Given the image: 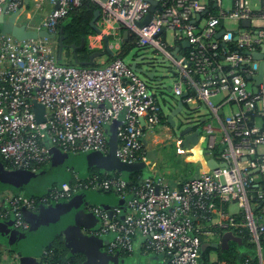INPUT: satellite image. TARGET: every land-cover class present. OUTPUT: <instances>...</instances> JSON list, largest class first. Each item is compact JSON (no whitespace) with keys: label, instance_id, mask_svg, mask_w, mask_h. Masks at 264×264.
I'll return each mask as SVG.
<instances>
[{"label":"built area","instance_id":"1","mask_svg":"<svg viewBox=\"0 0 264 264\" xmlns=\"http://www.w3.org/2000/svg\"><path fill=\"white\" fill-rule=\"evenodd\" d=\"M43 1L53 9L29 29L55 34L58 21L81 0H37L35 8H41ZM90 1L99 8L100 34L88 37V49L99 50L107 37L114 55L126 30L139 49H150L168 62L174 79L170 92L177 99L184 96L183 107L194 104L208 110L216 125L201 124L198 118L194 125H203L205 152L219 146L213 160L225 166L208 169L176 188L162 176L131 185L112 172L108 177L74 174L72 181L47 186L38 199L23 191L0 189V222L11 219L13 231L25 235L30 223L24 215L38 214L39 205L51 208L81 193L105 192L117 202L84 203L83 209L95 217L89 234L102 242L107 258L200 264L201 246L219 243L221 235L230 232L241 241L246 235L263 264L259 242L264 235V191L254 194L251 188L257 173L264 178V72L256 85L259 63L226 46L235 42L237 48L252 52L264 42V0H258L257 10L250 7V0H229V5L226 0H151L152 13L146 0ZM208 1L216 15L206 16ZM3 5L6 12L15 13L23 0H0V11ZM149 14L150 20L142 24ZM243 21L249 26L243 27ZM253 21H260L261 28L250 27ZM184 42L188 47H182ZM219 56L221 63L216 62ZM35 103L43 108L41 122ZM161 111L153 91L121 59L103 66H65L57 63L48 40L20 42L0 33L1 170L35 175L52 161L54 152L103 157L112 152L122 164L147 163L148 135L160 126L168 130L169 125L160 122ZM177 153H186L179 143ZM230 204L237 205L235 213L228 212ZM3 246L0 264H11L7 262L15 260L12 253L21 257ZM218 250L207 252L206 264H229L219 260ZM213 251L216 255L211 259Z\"/></svg>","mask_w":264,"mask_h":264},{"label":"water","instance_id":"2","mask_svg":"<svg viewBox=\"0 0 264 264\" xmlns=\"http://www.w3.org/2000/svg\"><path fill=\"white\" fill-rule=\"evenodd\" d=\"M149 2L152 7L150 9V13L153 12L154 9V2L151 0H146ZM23 3L26 5L28 3V0H23ZM55 9H57V5L55 6ZM7 7L4 6V8L1 11L0 16V33L5 35H10L17 41H26V40H37V39H44L48 41H54L55 39H58L56 34H50L45 30H39L34 31L31 29H28L24 25H17L16 24V18L19 16L20 11L15 12L11 15L10 19L7 22L3 21V15L6 13ZM99 10L95 11L92 21L90 22V26L94 30L96 34H100V30L96 26V22L99 19ZM199 17L196 18L198 20ZM150 20V14L147 15L145 20L142 24L147 23ZM243 27L249 26V21H243L242 22ZM122 40H126L128 37V32L126 30H123L121 33ZM63 37L59 38L57 49H56V58L57 61L60 62L65 57V51H64V45L62 43ZM103 50L102 52H94L90 55L88 61L86 62H79L76 60L75 57V64L77 66H94V61L96 58L101 57L102 55L106 54L109 56H112L113 53L108 49V38H103ZM85 40H81V45L79 47H76L74 45H71L70 48L75 54V51L77 49H82L85 47ZM182 47H188V44L186 42L182 43ZM261 52H250L246 51L245 54H248L252 56V58L259 63L258 68V74L254 78L255 84L259 85L262 81V76L264 72V59H263V53H264V47L261 46ZM143 57L137 58L134 62H132L129 67L136 73L145 75L146 79L149 81H157L159 82V78L154 77L155 69H151L150 71H143L137 66V63L142 60ZM157 64H162L165 61L163 60H157ZM256 89H254L255 91ZM168 92H170V88L167 89ZM181 98L177 99L176 107L172 109L169 113V115L166 117V121L169 124L171 129L175 128V121L174 117L177 116L180 111L183 108ZM34 112L36 115V118L38 121H43L41 118V115L43 113V108L38 105L34 104ZM140 122L143 124V120H140ZM187 127L181 129L178 133V137L183 140L182 145L187 147L188 145L197 146L199 144V137L200 133L199 130L193 129L192 125L189 123L186 125ZM114 141V140H113ZM112 141V142H113ZM202 154V151L200 152ZM54 156H57L56 152L53 153ZM149 159H151V155L148 156ZM87 167L89 166H95L98 168H101L102 170L106 171L107 173H112L114 170H118L120 172H123V174H126L125 171H128L132 168H141V166H137L135 164L133 165H127L122 164L119 161H117L112 152H110L107 156L103 157L99 153H90L85 156ZM207 166L210 170L217 169L219 166L224 167V164L218 165L214 160L209 159L207 161ZM22 172H8L0 169V181L10 180L16 177L17 175H21ZM257 173V170L252 171L250 174ZM158 178V176L156 177ZM16 190L18 187H15ZM14 188V189H15ZM264 203V200H263ZM69 208V207H68ZM50 211H55V208ZM67 212L71 215L70 216V222L58 233V235L63 236L64 238V244L69 249L70 254H82L85 257L84 264H103L104 263V255L100 251L102 242L91 236L89 234V231L92 230L95 226V217L89 213L84 212V210H80L77 207H73L72 209H67ZM44 213L48 214L47 211H44ZM44 213L39 212L38 214H25V218L30 223V230L25 235H20L13 231L12 226L13 222L10 219L6 223L0 222V241L4 242L9 248H11L14 252L19 253L24 259L27 261L35 260L36 257L33 256L31 253H29V250L26 247L25 243H22L23 240H27L28 238L34 239L35 236V229H33V225L36 222L37 218L41 215H44ZM54 213V212H53ZM53 213L49 214L48 216L53 217ZM35 241V240H34ZM33 241V242H34ZM228 242H235L238 246H241L242 241L241 239L234 237L232 233H225L222 235L220 242L214 243V244H203L201 246V252L203 253L206 248L210 247L214 250L220 249L221 252H224L228 249ZM46 245V244H45ZM44 245V246H45ZM41 249V247H40ZM39 249V250H40ZM106 263V260H105ZM29 264V263H28Z\"/></svg>","mask_w":264,"mask_h":264},{"label":"trees","instance_id":"3","mask_svg":"<svg viewBox=\"0 0 264 264\" xmlns=\"http://www.w3.org/2000/svg\"><path fill=\"white\" fill-rule=\"evenodd\" d=\"M206 7H207L206 16L217 14V10L211 2L208 1ZM98 9H99L98 6L95 5L94 3H92L90 0H81L77 6H71L70 9L67 11L66 15L58 21V24L56 25V28H55V34L58 38V39H56V41H57V45H58L59 38L63 37L62 43L64 45L65 57L62 59V61H60V62L57 61V63H59L61 65H65V66H77L73 59L69 60L66 58V57H69L66 52H70L72 50L70 48L71 45L79 47L81 45L82 39L85 40L86 45L82 49H77L79 51L76 53L81 55V58L78 57L76 59L77 61L86 62V61H88V59L92 53L102 52L101 50H90L87 47L88 37L90 35L95 34L94 30L90 26V22L93 19L95 11H97ZM247 29H248V31L252 30L250 28H247ZM220 47H222V45H220ZM135 48L137 50H141L137 47L133 37H128L126 40L121 42L120 50L117 51L112 56L107 55V58H108L109 62H111L114 59L123 60L124 57L132 49H135ZM56 49H57V47H56ZM226 49L229 51H237L239 53H245L247 51L244 49L237 48L235 45V42H232L231 44L227 45ZM216 62L217 63L222 62V59L220 56L218 58H216ZM94 66H96L95 63H94ZM80 67H88V66H80ZM184 108H187L188 111H190V112H193V113L195 112V110H193V109L190 110L186 105H184ZM159 118H160V122L162 124H167L166 117L164 116L162 111L160 112ZM109 141H110V143H112V140L109 139ZM219 153H220V147L218 146L215 149H213L209 154H207V157L217 160ZM61 155L65 156L63 158H68L70 156H75V157L86 156V155H70V154L60 153L59 157H58V155L56 157L60 158ZM60 160H62V159H60ZM187 166H189V165L187 164L186 167ZM44 169H45V167L42 168L43 171L41 170L35 175L29 174L26 172H22L21 175H17L14 178V179L20 178L24 174L31 175L32 180H34V181L38 180V181H41V183L43 182L42 190L40 192H38V190H36L34 192L32 191L33 193H28V192H25L22 187H20V188L18 187L17 190L23 191L25 193V195H28V196H31L32 198L38 199L39 197H41L44 194V191H45L47 186L56 185L58 183L67 182V181L69 182V181L73 180L74 174L68 178H64V174H61L60 180L58 179L59 181H54L53 183H46L45 182V180H47V178L45 177L46 176V174H45L46 169L45 170ZM196 170H197V168H196ZM86 171H87V175H93V174L95 175L96 174V175H100L101 177H108L109 176L108 175L109 173L99 171V170H97V168H94V167L93 168L88 167L86 169ZM195 171H192L191 173L194 174ZM113 172L115 175L122 176L123 178L127 179L131 183V185H137L144 178H146V177H144V172L140 169H137V168H132L128 171H125L126 174H123V172H120L118 170H114ZM75 174H77V173H75ZM24 176H26V175H24ZM183 177L184 176H182V178L180 180L177 179L176 182H178V183H176V182L174 183L177 185L171 186V187L172 188L179 187V185L185 181L187 176H185L184 178ZM14 179H11V180H14ZM18 180L19 179L16 180L17 183H18ZM14 183H15V181H14ZM19 185L22 186V184H19ZM17 190L16 189L14 190V188H13L12 191H17ZM251 190L255 191V188L252 187ZM36 192H38V193H36ZM97 194H103L104 196L110 195V193L107 194L105 192L97 193ZM84 199L87 201H90L91 196L89 194L86 195L85 193H82V195H80V194L76 195L69 200L59 201V202L53 203L51 208H52V210L55 208V216H53L51 219L49 218V216L46 213H44V211H47L49 209L48 207L39 205L38 210H39V212H41V213L43 212L44 215L47 216L46 219L48 218V222H50L49 220H52V222L55 220H60V230L59 231H61L70 222V216L71 215L67 212L68 206H71L73 204L83 205ZM24 218H25V215H24ZM46 225H47V223H46ZM59 231L54 233L53 238L47 237L45 240H43V242L42 241L33 242V239L30 238L28 240L29 242L25 243L27 249L29 250V253H31L37 259V261H35L36 262L35 264H84L85 257L82 254H70L69 249L64 244L63 237L61 235H58ZM40 232L38 233L39 234L38 240H40V236H41ZM23 241H25V240H23ZM40 247H41V249H40ZM39 249L41 251H39ZM206 249H207L206 252L203 253V255H202V260H201V261H203L202 264H206V262H207L206 254L212 248L208 247ZM11 251H12V249H11ZM259 251H260L262 263L264 264V235L262 236V238L260 239V242H259ZM218 257H219V260L224 261V262L229 263V264H259V260H258V256H257L256 250H255V247H254V245H252L251 243L248 242V238L246 235L242 236L241 246H238L237 243H235V242H229L228 249L226 251L221 252L220 250H218ZM103 264H119V260H116V262H112V261H109L107 263L104 262Z\"/></svg>","mask_w":264,"mask_h":264},{"label":"crops","instance_id":"4","mask_svg":"<svg viewBox=\"0 0 264 264\" xmlns=\"http://www.w3.org/2000/svg\"><path fill=\"white\" fill-rule=\"evenodd\" d=\"M36 1L37 0H28V3L26 5L23 3L22 9L20 10V14L16 18V24L17 25H24L28 29L32 28V26L38 25L40 23V21L44 17H46V15L53 9V7L50 6L48 3H46L45 1L42 2L41 8H37L36 9L35 8ZM229 3H230L229 0L225 1V5H229ZM4 6L5 5H3L1 7V11L4 8ZM250 7L253 8L254 10H257L260 7V2L258 0H250ZM1 11H0V16H1ZM12 14L13 13L6 12L3 15V21L7 22L10 19ZM261 26H262V23L260 21H253L252 24L250 25V27L256 28V29H260ZM225 27L229 28L231 30H234V31L238 28L235 25H233L232 27H231V25H225ZM220 31H222V30H220ZM218 34H220V33H218ZM261 46L264 47V42L258 48L253 50L252 52L260 53L261 50H262ZM262 55H263V59H264V53ZM176 103H177V101L175 102V104H174L172 109H174L176 107ZM201 107L202 106H199V108H201ZM199 108H197V106L194 108L195 109V113L197 112L196 110H198ZM183 109H184V107L182 108V110ZM196 115H198L197 118L200 120V123L208 121L206 116L201 115L200 113H196ZM165 117H167V116H165ZM167 127H168V130L166 128H163V127L160 126V127H158L159 128L158 131L154 132L153 134L148 135V138L145 140V149H146V153H147L146 160H147L148 164L145 163V162H139V163H136L135 165L141 166L142 169H140V168H137V169H140V170H142L144 172V177H149V176H154V177L158 176V177H160V176H162V177H164L167 180L168 185L171 187V186L177 185V184H174V183L176 182L177 179L180 180L182 178V176H184V177L187 176L186 179H185V181H186L188 179H193V178L198 177V175L200 173L206 172L209 169L208 166H207V161L209 159H212V158L207 157V153L205 152L206 147H205V149H203L201 147V145L204 142L203 139H201V137H199V144L197 146L188 145L187 147H185L184 145H182L183 140L181 138H174L172 129L170 128V126H167ZM192 127H193L194 130L195 129L199 130L198 129L199 126H196V127L192 126ZM108 139H110L112 141L114 140V133H113V130L111 129V127H109V129H108ZM168 141L175 142V144H176L175 145L176 146L175 147L176 154L177 155H184L185 156V162H187L188 165H194V164L197 165V170L194 172V174L191 173L192 171L191 172L186 171L184 175H181V173H177L176 176H173V178L169 179L166 176H163L162 174L158 173V171H157V166L158 165H156L157 163L155 161L157 159V156H158V154L156 152V149H157L156 148V144L157 145L158 144H165ZM206 142H207V140H206ZM177 143H179V145L181 147H183V149L186 152L185 154H178L177 153ZM201 151H202V154H200ZM59 155H58V157H59ZM150 155H151V159L148 158V156H150ZM58 157L54 156L52 161L45 167V169H46V171H45L46 176L45 177L47 178V180H45L46 183H53L54 181H59L61 174H64V178H68V177L71 176L69 174V170L71 169V167L65 166V164H63L61 162V160L59 161ZM89 167L90 168L94 167V168H97V170H99V171L106 172V171L102 170L101 168H98V167H95V166H89ZM87 168L88 167H87V164H86V169ZM75 175L81 176L78 173L75 174ZM86 175H87V171H86L85 176ZM10 180H5V181L1 180L0 181V189L11 190L12 191L13 188L18 187L17 185L22 184V186H20V187H22L25 192L33 193L36 190H38V192H40L42 190V186H43V182L41 183V181H38V180L34 181L32 179H25V178L24 179H19L17 185H14V184H16L14 182L10 184ZM5 182L8 183V184L7 185H1V184L5 183ZM176 183H178V182H176ZM253 188H255V191L253 190L254 194L257 191H259V190H261V191L263 190L264 191V178H263V176H261L258 173L254 177ZM38 192H36V193H38ZM103 201H101V202H103ZM103 204H110V203L104 201ZM74 206L77 207L80 210H84L83 209V205L73 204V205L68 206V207L70 209H72ZM50 210H52V208H49L47 210V212H48L47 215H49V214L54 212L53 216H55V211H50ZM84 212H86V211L84 210ZM228 212L229 213H235L236 211L231 212L229 210V207H228ZM46 217L47 216H45V215H41L40 217L37 218L36 222L33 225V229H35V232H34L35 236H39L38 233L41 231L40 232V235H41L40 236V240L41 239H46L47 237H49V231H53L54 233H56L57 231L60 230V220H55L53 222H52V220H49L50 222H48ZM49 218L51 219V216H49ZM46 223H47V225H46ZM226 233H230V232H226ZM223 234H225V233H223ZM222 235H221V237H222ZM220 240H221V238H220ZM34 242H36V241H34ZM212 244H214V243H212ZM100 251H101V249H100ZM21 258H23V257L21 256ZM102 259H104V262L106 260V263L109 262V261L116 262L115 259L107 258L105 255H104V258H102ZM119 263L120 264H126V263H124V260H121V262H119ZM18 264H20V263H18Z\"/></svg>","mask_w":264,"mask_h":264},{"label":"rangeland","instance_id":"5","mask_svg":"<svg viewBox=\"0 0 264 264\" xmlns=\"http://www.w3.org/2000/svg\"><path fill=\"white\" fill-rule=\"evenodd\" d=\"M233 25H231L232 27ZM169 43H171V40L169 38ZM110 42H114L113 39L110 38ZM50 45L52 46L54 53L56 52V47H57V41L56 39L54 41H49ZM99 50H103V46L99 49ZM67 55L69 57H66L67 59L71 60V56L72 53H68ZM136 56V57H135ZM139 57H143L142 60H140L137 63V66L142 69L143 71H150L151 69H155L154 72V77L155 78H159L160 81L159 82H155V81H149L148 79H146L145 75L136 73V76L143 81L149 88L150 90L153 91V93L156 95V98L158 100V103L162 109V112L164 113L165 116H168L170 111L172 110L175 102L177 101V98L175 96H173V94L171 92H168L167 89L168 88H173L174 87V79H173V75L172 73L169 71L170 66L168 62H164L162 64H157V60H160L159 57L155 56L153 51L150 49H146V50H137L132 49L123 59V62L126 65H130L132 62H134L137 58ZM95 65L96 66H103L106 65L107 63H109V60L107 58V55L104 54L101 57H98L95 59ZM196 107V105L193 104H189L188 108L190 110L194 109ZM196 113H200L201 115L206 116V118L208 119L207 123L212 124V125H216L215 122L212 119H209V112L207 109H203L202 107L199 108L198 110H196ZM226 111V109H225ZM196 113L194 112H190L188 111L187 108H184L176 117H174V121H175V128L172 129L173 132V136L174 138H179L177 135L179 133V131L185 127H187V124H191L194 125V120L197 119ZM195 114V115H194ZM195 126V125H194ZM203 125H200L198 127L199 129V133H200V137L201 139H203V144L201 145V147L203 149H205L206 147V133L203 131L202 129ZM159 128H156V131H158ZM155 131V132H156ZM161 136V135H160ZM163 138V137H162ZM175 142L173 141H168L165 144H156V152L158 154L156 161V165L157 166V171L159 174H162L163 176H166L167 178L171 179L173 178V176H176L177 173H181V175H184L186 171L191 172V171H195L197 168V165H189L186 167L187 162H185V156L184 155H177L175 152ZM62 156V157H61ZM59 158L62 159V163L65 164V166L67 167H71V169L69 170V174L73 175L76 172L78 174H80L81 176H85L86 174V160H85V156H70L68 158H63L65 156L61 155ZM22 174V173H21ZM26 175V176H24ZM22 177L17 178V179H31V175H27L24 174ZM15 178V177H14ZM13 178V179H14ZM17 179L14 180H10V184L13 183L15 181L17 185ZM8 183H3L1 185H7ZM18 187H20V185H17ZM86 195L88 193H85ZM82 195V193L80 194ZM89 195L91 196L90 201L87 200H83L84 203H88L89 206H94V205H98V204H103L104 201L113 204L116 203L117 201H115V198H113L112 195L109 196H104L103 194H97V193H89ZM81 197V196H80ZM104 200V201H103ZM103 201V202H101ZM229 210L231 212L233 211H237V205L235 204H230L229 205ZM48 220V218H47ZM54 232L53 231H49V237L53 238ZM38 236H36L33 241L35 240L36 242L38 241H42L45 239H41L38 240L37 238ZM30 238H28L26 241H22V243H28ZM64 239V238H63ZM210 241H218V239L215 238H210ZM5 243L0 241V249L3 250L5 249L4 246ZM13 251V250H12ZM41 251V250H39ZM202 255L203 253H200L199 256V262L200 264H202L203 261L202 260ZM216 253L213 251L210 254V258L213 259L215 258ZM12 257H14L15 260L10 259L7 263H11V264H35L36 262L33 260L27 261L24 258H21L19 256H16L15 254H11ZM137 257V256H136ZM119 262H121V260H119ZM130 262V263H129ZM124 263L126 264H135V263H142V264H154L152 261L150 262L148 260V258L145 260V262H142V259L140 257H137L135 259H124ZM120 264V263H119Z\"/></svg>","mask_w":264,"mask_h":264},{"label":"flooded vegetation","instance_id":"6","mask_svg":"<svg viewBox=\"0 0 264 264\" xmlns=\"http://www.w3.org/2000/svg\"><path fill=\"white\" fill-rule=\"evenodd\" d=\"M79 50H76L75 51V54L76 55H74V52L71 50L70 52L72 53V56H71V58L75 61V57H76V59L79 57V58H81V55H79L78 53H76V52H78ZM70 52H68V53H70ZM67 53V52H66ZM228 245H229V243H228Z\"/></svg>","mask_w":264,"mask_h":264},{"label":"bare ground","instance_id":"7","mask_svg":"<svg viewBox=\"0 0 264 264\" xmlns=\"http://www.w3.org/2000/svg\"><path fill=\"white\" fill-rule=\"evenodd\" d=\"M197 158V157H196Z\"/></svg>","mask_w":264,"mask_h":264}]
</instances>
